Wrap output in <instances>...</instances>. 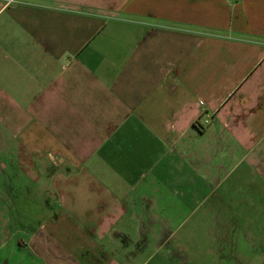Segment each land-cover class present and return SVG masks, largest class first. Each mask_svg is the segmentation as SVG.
<instances>
[{
    "label": "crops",
    "instance_id": "0c3cea01",
    "mask_svg": "<svg viewBox=\"0 0 264 264\" xmlns=\"http://www.w3.org/2000/svg\"><path fill=\"white\" fill-rule=\"evenodd\" d=\"M0 176V264H264V0H0Z\"/></svg>",
    "mask_w": 264,
    "mask_h": 264
},
{
    "label": "rangeland",
    "instance_id": "374dc122",
    "mask_svg": "<svg viewBox=\"0 0 264 264\" xmlns=\"http://www.w3.org/2000/svg\"><path fill=\"white\" fill-rule=\"evenodd\" d=\"M15 182V181H14ZM13 184L10 182V180L3 178L0 176V185L5 184ZM232 193L224 200L225 204H230L231 201H233ZM215 195L210 194L209 195V201L210 204H212L213 201H215ZM208 206V200L198 204L194 209L193 213L190 218L201 219L203 217H206V220H203L199 222V224H196L193 226L194 229V235H195V248L199 251L198 256H194L192 258L191 262L186 263V256L185 252L182 251L185 246L180 242V236L183 235L186 229V225L188 221L184 219V224L180 226V224L177 226L176 231L174 230V226H169V228H173L174 234L171 235L170 233H166L164 235V240L162 241V251H164L166 256H160V253H158L156 256L152 258H139V261L145 260V262H142V264H249V257H241L237 255L229 254L230 249V240L234 242V230L233 228H230L229 235L227 238H225L224 246H221L222 241L220 242L217 238L218 233V226L217 225H205L208 222V219L212 216L215 217L218 215V208H210L207 209ZM189 212V210H186ZM221 211V210H220ZM192 212V211H191ZM190 212V213H191ZM228 216V214H227ZM212 234H215V237L212 236ZM175 235V236H174ZM176 235H178V240H176ZM209 238V239H208ZM230 238V239H229ZM177 242V245H176ZM220 248V249H219ZM247 248V247H246ZM207 250H209V254H207ZM221 250L226 255H222ZM226 251V252H225ZM201 255V256H200Z\"/></svg>",
    "mask_w": 264,
    "mask_h": 264
},
{
    "label": "built area",
    "instance_id": "2783aa9c",
    "mask_svg": "<svg viewBox=\"0 0 264 264\" xmlns=\"http://www.w3.org/2000/svg\"><path fill=\"white\" fill-rule=\"evenodd\" d=\"M202 121H203V122H207V119H203Z\"/></svg>",
    "mask_w": 264,
    "mask_h": 264
}]
</instances>
